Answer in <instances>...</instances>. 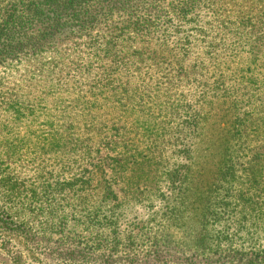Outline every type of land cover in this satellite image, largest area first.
Segmentation results:
<instances>
[{
  "label": "trees",
  "instance_id": "1",
  "mask_svg": "<svg viewBox=\"0 0 264 264\" xmlns=\"http://www.w3.org/2000/svg\"><path fill=\"white\" fill-rule=\"evenodd\" d=\"M66 189L96 264H264V0H0V264Z\"/></svg>",
  "mask_w": 264,
  "mask_h": 264
},
{
  "label": "rangeland",
  "instance_id": "2",
  "mask_svg": "<svg viewBox=\"0 0 264 264\" xmlns=\"http://www.w3.org/2000/svg\"><path fill=\"white\" fill-rule=\"evenodd\" d=\"M242 8L246 7L243 6ZM38 126L39 124H33L32 129L40 128L41 125L39 127ZM171 154L172 151L167 153V156H170L171 158L167 164L169 168L159 167L160 173L164 171L169 172L176 169V166L174 165L176 158ZM75 169H78L76 165ZM25 174L29 173L27 171H24V174H22L21 177H25ZM58 193L59 195L56 198L58 199V197L60 196L59 199L56 202H53L51 204V207L48 208L49 212L51 209H54L55 214H49L47 221L24 214L20 216L22 220H27V224L30 225L29 227L37 232L39 236L43 235L46 238L42 240V242L39 243L38 246L30 248L31 252L35 254V258L32 257L33 255L25 249L27 245L21 247L20 251L23 254L24 260L29 261V264H96L94 263V260L96 259H94L93 257H96L97 255L98 247L95 244L98 236H95V233L87 234L82 231L81 222L83 219L82 217H80V213L75 214L76 221H73L75 227H67V229H64L62 232H54V228L55 225L58 224L60 218H64L65 214L71 215L73 209H85V206L87 205V207L90 208V211L93 212V209L96 205V199L98 198H96L94 196V193L92 192L91 194H93V196L89 197V202L86 204V202L82 201L83 197L85 196L84 191L77 192L66 189L63 192ZM62 198L63 200L61 201ZM58 203L63 204L61 209V206L59 207ZM156 206L159 208L161 207L159 204H157ZM153 209H155V207H153ZM147 210L148 211L145 212L142 209L141 213L138 214L140 216L135 219V221L146 222L144 230L142 231L145 233V235L141 236L143 241L139 242L142 249L147 250L151 248L152 250L156 249L159 251H165V249H169L176 255H182L183 251L186 250V239L184 238L185 234L183 232L177 231L176 229H171L170 231L161 230L156 226L158 218L152 216L153 212H150L149 209ZM19 240L25 242L22 236L19 237ZM242 242L243 241H241L240 244H242ZM13 243L16 244L15 239H13ZM143 245H145L146 247H144ZM14 249L16 248H13V250ZM90 250H94L93 255L90 253ZM40 253H44V255L39 257ZM37 258L39 261L37 260Z\"/></svg>",
  "mask_w": 264,
  "mask_h": 264
}]
</instances>
